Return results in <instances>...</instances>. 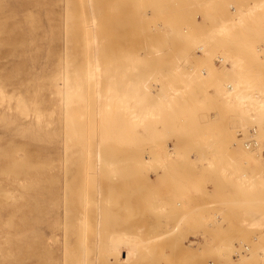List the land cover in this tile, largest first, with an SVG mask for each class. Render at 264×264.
I'll return each instance as SVG.
<instances>
[{"label": "rangeland", "instance_id": "rangeland-1", "mask_svg": "<svg viewBox=\"0 0 264 264\" xmlns=\"http://www.w3.org/2000/svg\"><path fill=\"white\" fill-rule=\"evenodd\" d=\"M0 82V264H264V0H0Z\"/></svg>", "mask_w": 264, "mask_h": 264}, {"label": "bare ground", "instance_id": "bare-ground-1", "mask_svg": "<svg viewBox=\"0 0 264 264\" xmlns=\"http://www.w3.org/2000/svg\"><path fill=\"white\" fill-rule=\"evenodd\" d=\"M231 19V18H230ZM227 21V20H226ZM225 23V22H224ZM223 30H225L223 27H221ZM221 29V30H222ZM243 29H245V28H243ZM222 30V31H223ZM92 41H90L89 40V46L90 47H92V43H91ZM219 60H220V62H222V59L219 57ZM176 73V72H175ZM98 77V71H96V68H95V65H94V63H93V61H89V63H88V72H87V78L89 79V80H94V79H96ZM191 77V76H190ZM188 78V77H187ZM226 87H229L228 88V90H231L230 92H232V93H228V92H226L225 91V94H227V96L228 95H232V94H234L235 93V91H236V88H233V86H226ZM62 88V87H61ZM110 89H111V87H109V90L108 91H110ZM79 90V89H78ZM133 90V89H132ZM139 90V89H138ZM225 90V89H224ZM59 91V93L60 94H63V95H70V96H72V95H74V92H72V91H65V90H58ZM112 94L113 93H115L116 94V92H115V89H114V91H113V89H111V91H110ZM126 92H128V90L126 91ZM132 93V92H131ZM107 94H108V92H107ZM118 94V93H117ZM116 94V95H117ZM122 96V95H121ZM116 97L117 98V100H119V99H121L122 97ZM8 97V95L5 93V91H4V88H3V85H2V83L0 82V104L5 100V98H7ZM229 97H231V96H229ZM237 98H238V101H237V103L238 104H242V103H245V102H248L249 104H248V106L246 107V109H249V105L250 106H252V107H254V108H256V110H261V113H259V118L260 119H264V102H263V99H257V97H256V95L254 96H252L251 94H249V93H242V94H240V95H237L236 96ZM100 98H104V99H106L104 96H103V94H101V97ZM124 98H126L125 97V95H124ZM129 98H131V96L129 97ZM136 98V97H135ZM128 99V98H127ZM127 99H124V101L125 100H127ZM134 99V98H133ZM142 99H143V97H142ZM99 100V99H98ZM108 100H109V97H108ZM228 100V99H227ZM129 101V100H128ZM139 101V100H138ZM122 101H120V103H121ZM140 102V101H139ZM146 102V101H145ZM228 102H229V100H228ZM17 105L18 106H20L21 104H23V101L21 100V97L20 98H17ZM123 103V102H122ZM69 104H70V102H69ZM128 104V103H127ZM126 104V105H127ZM138 103H135V105H137ZM109 105V104H108ZM148 106H149V104H148ZM162 106V104H157V105H155V106H151V107H154L153 109H154V116L156 115V113H155V111L156 110H158V109H160V107ZM107 107H109V106H107ZM128 107H130V106H128ZM127 107V108H128ZM133 107V106H132ZM147 108V107H146ZM145 108V109H146ZM125 109V108H124ZM133 109V108H132ZM142 109H144L143 107H142ZM129 110H131V109H129ZM145 111V110H144ZM153 111V110H152ZM151 111V112H152ZM126 112H127V110H126ZM153 113V112H152ZM152 113H149L148 112V110H146V112H144V113H137V112H131V115L130 116H132V118H134L135 120H139L140 122H144V120L146 119V118H148L149 116H153V114ZM39 119V118H38ZM134 122V121H133ZM139 122V123H140ZM142 122V123H143ZM137 123V122H136ZM145 123V122H144ZM133 124V123H132ZM136 125V124H135ZM255 132H256V130H255ZM252 133H253V131H252ZM256 134V133H255ZM254 134V135H255ZM254 140V139H253ZM252 141V140H251ZM251 141H249V142H251ZM248 142V143H249ZM258 143V142H257ZM245 146H246V144H245ZM258 146V145H257ZM257 146H254V147H257ZM248 149H250V148H248ZM243 176H245V175H243ZM262 184H263V186H264V183H263V178H262ZM256 186H258L257 184H256V182H252V183H249L248 185H246V190H248L249 192L250 191H254V189L256 188ZM246 251H247V249H246ZM85 252V251H84ZM95 260V258L93 259V261ZM12 264V263H11ZM76 264H92V261L90 260V259H88V258H86V257H84L82 260H80V261H77L76 262ZM93 264H97V262L96 261H94L93 262Z\"/></svg>", "mask_w": 264, "mask_h": 264}, {"label": "built area", "instance_id": "built-area-1", "mask_svg": "<svg viewBox=\"0 0 264 264\" xmlns=\"http://www.w3.org/2000/svg\"><path fill=\"white\" fill-rule=\"evenodd\" d=\"M218 63L221 64L220 61ZM255 133H256L255 130H253V134H255ZM257 145H258V143L256 142V140H252L251 142L246 144V148H250L252 146H257ZM263 183H264V176H263Z\"/></svg>", "mask_w": 264, "mask_h": 264}]
</instances>
